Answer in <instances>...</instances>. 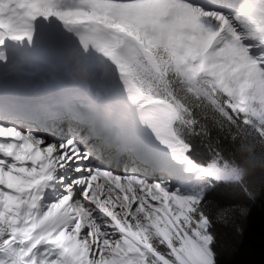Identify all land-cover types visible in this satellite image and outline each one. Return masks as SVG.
<instances>
[{"label":"snow or ice","instance_id":"1","mask_svg":"<svg viewBox=\"0 0 264 264\" xmlns=\"http://www.w3.org/2000/svg\"><path fill=\"white\" fill-rule=\"evenodd\" d=\"M44 53L70 123L0 122V264H219L264 194V0H0V90Z\"/></svg>","mask_w":264,"mask_h":264},{"label":"trees","instance_id":"2","mask_svg":"<svg viewBox=\"0 0 264 264\" xmlns=\"http://www.w3.org/2000/svg\"><path fill=\"white\" fill-rule=\"evenodd\" d=\"M226 191L230 192L231 189L223 185L210 193V196L224 195ZM218 227L219 264H264V194L250 205L249 213L243 221L242 235L237 236L231 228L222 224Z\"/></svg>","mask_w":264,"mask_h":264},{"label":"bare ground","instance_id":"3","mask_svg":"<svg viewBox=\"0 0 264 264\" xmlns=\"http://www.w3.org/2000/svg\"><path fill=\"white\" fill-rule=\"evenodd\" d=\"M213 26H215V25H213ZM43 78H44V80H43ZM31 81H33V84H32L33 88L26 86ZM45 81H46V75H44V73L37 74V75L34 74L33 77H29L26 74L23 77H21L19 80H13V81H10V82L4 84L2 90H0V93L1 92L18 93L20 90H26L29 92H37V88L46 86ZM13 84H15V85L13 86ZM44 93H45V91L43 92V94ZM28 107L29 106L23 108L22 112L28 111L29 110Z\"/></svg>","mask_w":264,"mask_h":264},{"label":"rangeland","instance_id":"4","mask_svg":"<svg viewBox=\"0 0 264 264\" xmlns=\"http://www.w3.org/2000/svg\"><path fill=\"white\" fill-rule=\"evenodd\" d=\"M76 71L83 73L84 76H86L87 73H88V69H87V66L86 65H81L78 69H76ZM32 84H33V81L29 82L28 85H26V86L33 88V85ZM14 85L15 84H13V86Z\"/></svg>","mask_w":264,"mask_h":264},{"label":"clouds","instance_id":"5","mask_svg":"<svg viewBox=\"0 0 264 264\" xmlns=\"http://www.w3.org/2000/svg\"><path fill=\"white\" fill-rule=\"evenodd\" d=\"M238 151H242L244 154H247V155H251L252 154L251 147H246V148H243V149L238 150Z\"/></svg>","mask_w":264,"mask_h":264}]
</instances>
